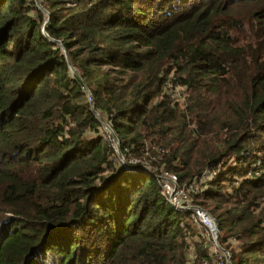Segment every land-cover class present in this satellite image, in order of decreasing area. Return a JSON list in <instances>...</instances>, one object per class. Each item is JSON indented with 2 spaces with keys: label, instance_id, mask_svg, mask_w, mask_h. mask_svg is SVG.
Returning <instances> with one entry per match:
<instances>
[{
  "label": "trees",
  "instance_id": "16d2710c",
  "mask_svg": "<svg viewBox=\"0 0 264 264\" xmlns=\"http://www.w3.org/2000/svg\"><path fill=\"white\" fill-rule=\"evenodd\" d=\"M39 1L60 43L34 0H0V264H185L196 229L155 174L219 164L192 202L232 264H264V0Z\"/></svg>",
  "mask_w": 264,
  "mask_h": 264
},
{
  "label": "built area",
  "instance_id": "2783aa9c",
  "mask_svg": "<svg viewBox=\"0 0 264 264\" xmlns=\"http://www.w3.org/2000/svg\"><path fill=\"white\" fill-rule=\"evenodd\" d=\"M86 97L88 102H93L92 95L88 89H86ZM104 130L106 133L105 138L115 152L116 145L113 134L105 126ZM148 150H153L158 153L164 152L163 148L152 144L145 147V155L148 154ZM241 154H244V152H241ZM116 157L120 161L117 154ZM129 162L132 164H139L140 167H144L150 171V173H154L150 165V159L131 157ZM261 166L262 161L260 158L252 161L247 170V176L259 177ZM220 169V164L213 170L204 169L200 172L198 178L189 181H181L177 173L163 168L159 174H155V178L167 204L178 211L188 212L189 218L196 229L195 235L188 239L185 264H232L231 252L219 241L220 230H218V233L216 234V227L213 219L214 216L207 208L192 202L193 196L197 193H201L203 189L199 183H205L212 180ZM228 241L233 243L235 242V238L230 237ZM198 250L204 255L199 257Z\"/></svg>",
  "mask_w": 264,
  "mask_h": 264
},
{
  "label": "water",
  "instance_id": "95a60500",
  "mask_svg": "<svg viewBox=\"0 0 264 264\" xmlns=\"http://www.w3.org/2000/svg\"><path fill=\"white\" fill-rule=\"evenodd\" d=\"M34 1H35L36 6H37L40 10H42L43 12H45V13L48 15V16H47V19L45 20V23H44V25H43V28H42V33H43V35H44L46 38H48L51 42H57V43H60V41L55 40V39H52V38L47 34V32L45 31V28H46V26H47L48 23H49V13H48V12L42 7V5H41V3H40L39 0H34ZM64 56H65V59H66L67 65H68V67L70 68V70H71L74 74L78 75L76 69H75V68L72 66V64L70 63V61H69V59H68V55H67V53H66L65 50H64ZM92 107H93V112H94L95 115L100 119L101 123H102L106 128H108V129L111 131V133L113 134V137H114V139H115V145H116L115 152H116V154L119 156L120 161L122 162V164H123L124 166L127 167V163H126V161H125V159H124V157H123V154H122V152H121V150H120L119 141H118V138H117L116 134L114 133V131H113V129L110 127V125H109V124L103 119V117L99 114V112L96 111V109L94 108V104L92 105ZM140 168L150 173V171H148L146 168H144V167H140ZM150 174H151V173H150ZM213 219H214V222H215L216 234H217V233H218V230H219L218 223H217V221H216V219H215L214 217H213Z\"/></svg>",
  "mask_w": 264,
  "mask_h": 264
},
{
  "label": "rangeland",
  "instance_id": "374dc122",
  "mask_svg": "<svg viewBox=\"0 0 264 264\" xmlns=\"http://www.w3.org/2000/svg\"><path fill=\"white\" fill-rule=\"evenodd\" d=\"M172 79H170L169 81H166V83H165V85H164V90L168 93V94H170V95H172L171 97L173 98V99H176V100H178L179 102H181L182 104H184V99H183V97L185 96V94L187 95V94H189V91L188 90H184V87H181V83H179L178 81H176L175 80V82L176 83H174L173 81H171ZM178 80V79H177ZM103 135H104V137L106 136L105 134V131H104V133H102ZM148 139L149 138H147V141H145V144H146V146L148 145H150L149 144V141H148ZM152 145H153V143H152ZM144 156H146V155H144ZM206 208L208 209V210H210L209 208V205L208 206H206Z\"/></svg>",
  "mask_w": 264,
  "mask_h": 264
}]
</instances>
